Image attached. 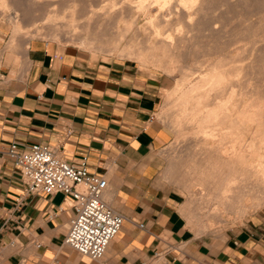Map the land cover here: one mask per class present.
Wrapping results in <instances>:
<instances>
[{
	"label": "crops",
	"instance_id": "0c3cea01",
	"mask_svg": "<svg viewBox=\"0 0 264 264\" xmlns=\"http://www.w3.org/2000/svg\"><path fill=\"white\" fill-rule=\"evenodd\" d=\"M19 43L11 54L0 43V144H45L71 164L85 161L107 180L104 199L125 221L102 260L81 256L65 243L72 199L40 194L18 207L20 170L1 153L0 264H264V209L223 237L192 228L165 178L160 78L129 60Z\"/></svg>",
	"mask_w": 264,
	"mask_h": 264
},
{
	"label": "bare ground",
	"instance_id": "6f19581e",
	"mask_svg": "<svg viewBox=\"0 0 264 264\" xmlns=\"http://www.w3.org/2000/svg\"><path fill=\"white\" fill-rule=\"evenodd\" d=\"M121 1L101 6L99 2L88 0H54L51 4H58L60 9L47 11L50 4L43 5L41 0H0V10L6 13L14 4L15 17L21 12V18L15 21L14 38L29 26L33 31H29L28 37L26 35L28 40L44 29L42 34L51 36L52 40L72 41L96 51H117L119 45L125 43L124 49L129 55L154 61L170 74L178 72L176 95L171 101L175 114L171 119L177 127L178 137L188 135L192 146V149L188 148L192 153L186 165L188 170H185L188 171L185 175L190 178V183L186 181L190 194L186 205L188 209L201 203L208 208L204 213L206 222H197V227L213 230L216 223H224L226 218L235 216L240 220L262 208L264 91L260 88H264V0H223L216 7L213 6L214 0H155L160 10L155 14L146 11L147 28L139 25L138 14L143 15L139 8L136 16L133 4ZM145 1L148 4V0H139L143 13L150 5L146 6ZM134 4L136 6L137 3ZM155 5L150 6L155 8ZM25 6L30 8L28 12L32 10L29 14L27 8L22 11L21 7ZM242 6L250 9V14L257 18L251 25H244L248 34L245 32L242 38L250 42L251 47L247 48L246 44V48H241L244 55L240 57L237 49H233L234 53L232 50L223 52L222 39H218L220 31H215L218 26L211 27L219 19L213 20L214 23L211 21L212 25L205 29L202 25L216 9L228 13L231 8L237 10ZM38 10L45 11V17L43 13V17H36ZM39 21L44 22L40 25ZM134 27L137 31L130 36L129 32ZM208 29L209 34L203 33ZM230 34L228 32L227 35ZM236 41L237 38L230 39L225 46L232 49ZM257 43H261L258 49L254 47ZM245 51L249 54L245 55ZM201 58L205 65L200 69L197 65ZM247 59L249 64H240ZM258 62L261 71L254 70ZM257 74H262V78L255 82Z\"/></svg>",
	"mask_w": 264,
	"mask_h": 264
},
{
	"label": "rangeland",
	"instance_id": "374dc122",
	"mask_svg": "<svg viewBox=\"0 0 264 264\" xmlns=\"http://www.w3.org/2000/svg\"><path fill=\"white\" fill-rule=\"evenodd\" d=\"M10 1L12 2L13 0H10ZM44 1L45 0H41V2H42L43 5L44 4H47V5L50 4V6H48L47 9L45 8L47 11H50V10L57 11V10L60 9V6L58 4H55L56 6L58 5L57 7H53L55 5H52L51 3H53L52 1H54V0H52V1L46 0L45 2ZM56 1L57 0H55V2ZM88 1H91V2H99L100 5L102 6V5H105L106 3H108L106 5H110L112 3V1H113V3H117V2H119L121 0H112V1L111 0H88ZM114 1H116V2H114ZM126 1L127 2H130L131 6L133 4V10L135 9L134 10L135 11L134 14L136 16H137V13L139 12V10H140L139 13L143 14V15L138 14V16H139L138 17L139 18V25L143 26V28H147L148 27L147 24H146L147 23L146 20H147V17H148L146 11H149V12L155 14V12L156 13L158 12V9L160 10V8H158L160 6L158 5L157 2H155V0H152V1L151 0H148V4L145 1L146 2L145 3L146 6H148L149 4L150 5H155V3L158 6L155 5V8H154L153 6H150L149 5L147 8H145L144 13H143V10L139 6V0H137V1H134V0H122L121 3L122 2L124 3ZM150 1H151L152 4L150 3ZM220 1H223V0H218V1L214 0L213 6L214 7L219 6L220 5L219 4ZM134 2L137 3L136 6H134L135 5ZM13 6H14V4L10 6V10H8L6 13H2V10H0V43L2 44V48L1 49H3V47H4V50L7 51V52H9L10 54L13 51H15V50H17L19 48V44H21L19 42H24L25 45H28V43L31 40H34V39H42V40H46V41H50V42H55V43L59 44L60 47H62V48H64V47L75 48V49H77V50H79V51H81V52H83L85 54H88L94 60H105V61H111V60H129L131 62H134V64L137 65L142 71H145L147 73H150L152 75H155V76H157L158 78L161 79V81L163 83L162 103H161V107H160L159 111L157 112L156 118H157V121L159 122V124L163 128H166L167 131H168V133H169V135H170V141H169V143L162 150V156H163V160H164V173H165V178L167 180V183L170 185V187L173 188V189H175L182 196V198L184 200V206H185L186 211H187V214H188V219H189V222H190V224H191V226H192L193 229H196L197 231L199 230L198 232H200L202 234H208V235H211V236L213 235L216 238L223 237V236H226L229 232L241 228L252 216H254L255 214L259 213L260 211H262L264 209V206H263L259 210L250 213L245 218L240 219V220L237 219L235 216H231V218H226L227 220L224 223H219L218 224V223L215 222L216 223L215 227L216 226L217 227L216 228L214 227L213 230H209L210 232L208 230H205V229L204 230L203 229L201 230L200 228H198L199 226L197 227V224H196L197 222L198 223H202V224L204 222H206L205 214L204 213H205L206 210H208V208H206L204 204L199 203V204L195 205V207L193 206V207L188 208L189 210L187 209L188 206L186 205V202H187L190 194H189V190L187 189V186H186L187 185L186 184V181H187V183H190V181H189L190 178H189L188 174L185 175V173L188 172V171L186 172L185 170H188L186 165L189 164L188 162L191 160V156H190L191 154L190 153H192V151H191L192 146L189 143V138H188L189 136L188 135L185 136V137H178V135L176 133L177 132V127H175L176 125L173 124L172 119H171L173 117V115L175 114V107L171 103L173 102V98L176 95V93H175L176 86L175 85H176V79H177L176 77L178 75V72L175 75L174 74H170V72L166 71V69H164L162 67V65L160 66L157 63H153L154 61H151V60L150 61L149 60L148 61H145V60L139 59L137 56H131V55H129L126 52V50L124 49L125 48V45H126L125 43L120 44L119 47L117 48V51H113V52H111V51H106V52L105 51H96V50H91V49H88V48L85 49L80 44L73 43L72 41H68L67 42V40H62V39L55 40L54 38L52 40L51 36L49 37L47 35L42 34L43 32L45 33V30L44 29H40V31L42 30L41 31V34H38L37 35L36 33H34L33 34L34 35L33 39L30 38L28 40L27 38H25L26 35L28 37L29 33L33 31L32 30L33 28L32 27H29V26L27 28H25L24 30H22V34L21 35H19L18 37H15L14 38V35H16L15 34V21H16V19L21 18V16H20V13L21 12L18 13L19 15L17 17H15L16 12H15V10H13V8H15V6L14 7ZM23 8L24 7H21V9H22L23 12H25L26 10L28 12L29 9H30V8H27L26 6H25L24 10H23ZM138 8H139V10H138ZM148 8H149V10H148ZM242 8H243V10H242ZM231 9H233V10H231ZM231 9H230V12L232 11V13H230V12L224 13L222 11V9H220V8L219 9H216L214 13L210 14V16L209 15L207 16L206 20L207 19L208 20H207V22L205 20L206 23L204 22V25H202V27L205 29L206 27H209V26L212 25V22L211 21H213V20L216 21V19L217 20L219 19L211 27H214V25H215V27L218 26L217 27V30H215V31H220V36H219L220 38H218V39L219 40L222 39L221 41H222L223 46H224V49L222 48L224 50L223 52L224 53H228L229 50H232V52L234 53V50L237 49V51L239 52L240 57H241V56L244 55V54H242L243 51H241V48H244L246 46V44H247V48H250L251 47L250 46V42H248L247 40H244L243 41L244 38H242V37L245 36V32L248 34V31L245 30V26L251 25L252 22H255L257 16L256 17L255 16L253 17V15L250 14L251 13V10L250 9H247V8H245L243 6L240 7L239 9H237V10L235 8H231ZM136 10H138V11H136ZM238 10H240V11H238ZM31 11L32 10H30V12ZM23 12H22V15H23ZM30 12H28V14ZM44 12L45 11H43V10H38L36 17H38V16L43 17L44 16ZM237 12H238V14H237ZM41 13H43V16H42ZM165 13H167V12H165ZM241 13H242V16H241ZM224 14H225V16H224ZM248 15L249 16L252 15V16L249 17ZM215 16H217L218 18L215 17ZM226 16H227V19H226ZM247 17L249 18V20H248ZM253 18H255V20ZM27 20L28 19H26V21ZM59 21H61V20L59 19ZM214 21H213V23H214ZM24 22H25V20H24ZM43 22L44 21H42V22L39 21V24L40 23L42 24ZM27 23H29V20H28ZM229 23H231V24H229ZM240 24H242V25H240ZM231 25L233 26V28H232ZM229 26L232 28V31H231V28H227ZM225 28H226V30H224ZM30 30H32V31H30ZM146 30L149 31L150 29L149 30L146 29ZM146 30H143V32L147 34L148 32H146ZM252 30H253V28H252ZM136 31H137V29H136V27H134L129 32V35L131 36V35L135 34ZM233 31L236 34V36L233 33ZM228 32H229V34L230 33L231 34L230 35H227ZM203 33L209 34V29L207 31L203 32ZM141 35L142 36H145L143 33H141ZM229 37H231V38H229ZM140 38H141V36H140ZM233 38H237V40H238V42L236 41L237 46L235 45L236 44L235 43L232 46V49L231 48L228 49V47H226L227 44H228L227 41H229L230 39H233ZM12 39H14L13 42H12ZM248 43H249V45H248ZM248 46H250V47H248ZM260 46H261V43L260 44L257 43L254 47L258 49ZM239 48H240V50H238ZM248 52L249 51H247V52L245 51V53H246L245 55H248L249 54ZM244 57H246V56H244ZM248 60L249 59L245 60V62L243 61L242 62L243 64L242 63H240V64L243 65V66H246L247 64H249V61L250 60L249 61ZM200 61H201V62H199L200 65L199 64L198 65L196 64V65L199 66L200 69H201V67L204 68V65L205 64L203 65V62H202L203 59L202 58L200 59ZM240 64H238V65H240ZM197 66H195V67H197ZM199 67H198V69H199ZM261 69H262V67L260 66V63L259 62L254 65V70L261 71ZM260 75L261 76H259V74H257V77L255 76V82L261 80L262 74H260ZM256 79H257V81H256ZM260 90L261 91H264V88L261 87ZM170 107L172 109H170ZM171 112H173V113H171ZM171 124H173V125H171ZM175 129H176V131H175ZM189 147L191 149L188 150ZM199 205H200V207H199ZM202 208H203V210H202ZM241 220H242V222H240Z\"/></svg>",
	"mask_w": 264,
	"mask_h": 264
},
{
	"label": "built area",
	"instance_id": "2783aa9c",
	"mask_svg": "<svg viewBox=\"0 0 264 264\" xmlns=\"http://www.w3.org/2000/svg\"><path fill=\"white\" fill-rule=\"evenodd\" d=\"M1 153L20 170L24 194L18 207L23 206L24 198L40 194L53 196L62 193L71 198L74 212L65 243L83 257L102 260L125 221L124 216L104 199L107 180L91 174L85 161L78 165L69 163L57 148L50 145L20 147L17 143L0 144ZM139 227L144 228V225ZM161 254L157 253L159 257Z\"/></svg>",
	"mask_w": 264,
	"mask_h": 264
}]
</instances>
